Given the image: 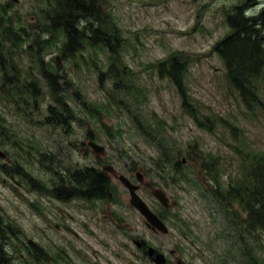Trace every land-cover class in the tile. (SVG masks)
<instances>
[{"label":"rangeland","instance_id":"obj_1","mask_svg":"<svg viewBox=\"0 0 264 264\" xmlns=\"http://www.w3.org/2000/svg\"><path fill=\"white\" fill-rule=\"evenodd\" d=\"M81 1L84 11L66 0H0V248L13 264H154L141 242L169 264H264V228L240 234L213 200L246 181L251 156L264 158V75L248 107L214 50L231 33L227 15L243 7L259 16L264 0ZM60 5L81 49L64 53L57 16L49 24ZM16 30L24 52L10 47ZM173 56L187 64L194 115L157 69ZM88 169L106 174L109 199H57L60 176ZM120 175L140 185L167 235L132 207ZM232 204L245 220L241 202Z\"/></svg>","mask_w":264,"mask_h":264},{"label":"trees","instance_id":"obj_2","mask_svg":"<svg viewBox=\"0 0 264 264\" xmlns=\"http://www.w3.org/2000/svg\"><path fill=\"white\" fill-rule=\"evenodd\" d=\"M66 2L67 9L70 4V8L72 9L81 11L85 9L81 0H66ZM46 10L48 9L46 8ZM244 10L243 7H238L234 9L232 14L229 13L227 15V23L231 29V33L221 39L215 45L214 50L225 65L227 78L231 86L240 94L244 103L248 107H251L259 102L258 92H256L257 80L264 75V13L250 18L245 16ZM65 11L66 9L60 5L55 12H47L49 24L56 25V20H54L52 16H57L59 20V25L57 27H59L60 33L62 31L64 32V35H62L65 38L64 53L78 46L80 49L82 48L75 41H72L75 38L80 39V33L76 32L72 35L71 32H69L70 29L67 28L68 22H65L63 17ZM44 19L46 18L44 17ZM51 19H53L52 22ZM8 29L9 28H4V36L12 35V32H10L11 29ZM19 33L20 32L16 30V36L19 40L18 44L11 43L10 47L20 46L24 52V47L20 45L22 40L18 37ZM46 43L48 42L45 41L44 44ZM1 46L4 47V44L1 43ZM29 49L31 50L32 48L29 47ZM186 65L187 64L182 62L179 58L173 56L168 61L160 63L157 69L161 77L166 76L175 84L178 93L183 99V107L186 111L194 115V112L190 110L191 105H188L187 102V92L183 88V79L187 71ZM249 163L251 168L248 170L245 177L246 181L235 180L234 183L237 184H230L227 187V192L217 190L215 193L220 195L213 193V200L220 208L219 211L225 213L226 216H230L228 221L233 224L234 229L240 231V234L241 231L252 232L258 227L264 228V158L259 159L255 156H251ZM209 170L210 169H205L206 172ZM59 178L60 186L58 189H54V194L59 200H73V198L80 197L86 200L100 201L107 200L111 197L109 194L110 184L104 172L88 169L86 171H78L75 174H70L69 178L65 176H60ZM216 183H218L217 180ZM66 184H68V186L64 187ZM257 199H259V201ZM238 200L244 206V210L247 213L245 220H242L239 212L232 209V202ZM8 229H10L9 225L7 227V230ZM220 231L221 233L218 232V235L226 233L232 234V231H226L225 229ZM6 234V231L0 229V237L2 235V238L5 239ZM240 234L238 236H240ZM8 251L9 248H5V250L0 248V264H13L11 257L7 254ZM39 257L47 258V254L44 253L43 249H40ZM224 264H228V262L226 261Z\"/></svg>","mask_w":264,"mask_h":264},{"label":"water","instance_id":"obj_3","mask_svg":"<svg viewBox=\"0 0 264 264\" xmlns=\"http://www.w3.org/2000/svg\"><path fill=\"white\" fill-rule=\"evenodd\" d=\"M89 146L92 147L94 151L98 154L104 153V148L100 147L95 142H90ZM0 155L4 157L3 154H0ZM138 179L142 182V178L140 175H138ZM119 180L124 185V187L128 190L130 197H131L130 202L132 206L142 217L146 219L148 226L152 228L153 230H156L162 234H167L169 232L167 225L150 209L147 203L137 193L139 187L133 184L124 175H121L119 177ZM154 196L165 208L169 207L168 198L166 197L163 191L156 190L154 192ZM173 204L176 205L175 202ZM30 244L33 246L36 245L33 241H30ZM137 245L139 246L140 244H137ZM147 254L148 256L151 257V261L154 264H166L167 262L165 255L162 253H156L155 249L152 247L148 248Z\"/></svg>","mask_w":264,"mask_h":264},{"label":"flooded vegetation","instance_id":"obj_4","mask_svg":"<svg viewBox=\"0 0 264 264\" xmlns=\"http://www.w3.org/2000/svg\"><path fill=\"white\" fill-rule=\"evenodd\" d=\"M7 6H9V5H7ZM141 248H145L144 245ZM171 255L172 256H175L176 255V252L175 251L171 252ZM167 264H169V262H167ZM178 264H183V262L182 261H179ZM255 264H258V263H255Z\"/></svg>","mask_w":264,"mask_h":264}]
</instances>
